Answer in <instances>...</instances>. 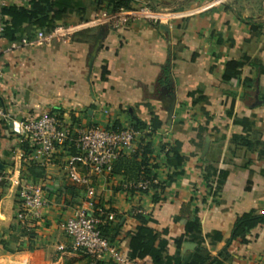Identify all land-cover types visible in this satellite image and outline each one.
<instances>
[{
  "label": "crops",
  "instance_id": "obj_1",
  "mask_svg": "<svg viewBox=\"0 0 264 264\" xmlns=\"http://www.w3.org/2000/svg\"><path fill=\"white\" fill-rule=\"evenodd\" d=\"M55 1L62 10L60 24L89 19L103 6L98 0ZM120 1L130 7L176 3L198 11L171 26L81 30L65 43L53 39L36 45L34 37L23 43L24 33L30 34L26 24L12 38L0 35V106L11 117L52 115L72 127L101 129L128 128L133 119L157 125L154 132L146 128L136 136L134 160L100 175L79 162L70 166L68 148H58L40 165L33 149L24 151L31 141L1 125L0 243L17 248L7 251L0 244V264H85L87 256L72 250L61 227L72 209L85 205L90 214L98 212L118 226L111 244L124 255L122 238L136 231L139 215L173 254V240L183 231L177 220L188 211L199 220L202 246L212 255L226 253L223 264H264V225L252 229L245 244L227 243L236 217L264 212V0ZM243 54L251 60L242 69L253 80L250 88L222 79L224 61ZM101 66L107 74L93 82L91 73ZM145 147L147 159L138 167ZM174 147L182 157L178 168ZM207 167L212 186L223 175L215 198L206 195ZM33 168L41 173L34 176ZM144 168L161 187H148L140 173ZM25 172L41 186L46 206L40 220L22 225L16 219V193ZM194 247L184 240L180 257Z\"/></svg>",
  "mask_w": 264,
  "mask_h": 264
},
{
  "label": "built area",
  "instance_id": "obj_2",
  "mask_svg": "<svg viewBox=\"0 0 264 264\" xmlns=\"http://www.w3.org/2000/svg\"><path fill=\"white\" fill-rule=\"evenodd\" d=\"M223 2V0H214ZM198 11L197 8L185 10H169L140 3L131 8H119L115 12L98 11L91 18L76 24H57L49 31L36 33L32 40L36 45L48 43L55 39L67 42L75 33L94 27H106L117 30L126 25L137 23H167L184 18ZM1 30V27H0ZM26 43V39L21 40ZM2 70L0 69V78ZM16 136L27 137L33 145V157L40 165L51 161L53 153L72 143L76 153L69 159L70 166L81 163L88 172L100 175L109 172L112 163L122 155L133 151V143L138 132L132 128L110 131L98 127H72L52 115H41L28 119L11 117L0 106V126ZM1 179V177H0ZM146 186V183L143 184ZM18 208L16 219L22 225L38 221L43 215L46 200L40 185L21 179L16 193ZM88 205L72 209L61 223V227L70 238V246L87 257L86 264H141L119 252L98 230L99 219L88 212Z\"/></svg>",
  "mask_w": 264,
  "mask_h": 264
},
{
  "label": "trees",
  "instance_id": "obj_3",
  "mask_svg": "<svg viewBox=\"0 0 264 264\" xmlns=\"http://www.w3.org/2000/svg\"><path fill=\"white\" fill-rule=\"evenodd\" d=\"M100 7L99 11L115 12L119 8H131L129 4L125 1L120 0H98ZM150 5V4H149ZM152 6V5H151ZM62 10L59 8L58 3L55 0H3L0 5V35L3 37L12 38L14 36L15 30L18 26L26 24L25 29H29V35L24 33V38L29 39L35 37L36 33L39 31L47 32L54 25L60 24L58 21L61 19ZM201 48H197L194 51V55L200 53ZM247 64H251V60L246 55H241L238 59H228L223 63L222 79L228 81L234 79L238 86L242 88H250L253 84V80L243 73V67ZM107 74V69L105 66L100 68H94L91 73V80L96 82L98 80H103ZM243 123V120L239 121ZM155 120H152L150 124L146 125L143 122L133 119L131 125L128 128L140 133L141 131L149 128V131L154 132L156 128ZM124 129L122 127H114L112 129H107L110 131H119ZM24 151L27 153L31 147L23 146ZM63 148H68L70 154H75L76 149L72 143H66ZM172 155L176 160V168L182 163V157L179 155L178 147L172 148ZM149 152L148 147H145L142 152V161L137 164L141 165L147 159L146 154ZM136 152H131L128 155H122L116 159L111 166L109 172H113L115 169V164L123 162L125 160H134ZM135 163V162H134ZM135 165V164H134ZM144 165V164H142ZM131 166V165H130ZM135 167V166H132ZM32 174L39 175L41 173L40 169L33 168ZM150 169H141L140 173L143 175L144 180H148V187H158L162 186L161 183H154L151 176H149ZM211 170L208 167L205 169V174L203 176L206 186L209 188L206 195L208 197L215 198L217 192L223 181V175L218 176L215 181V186H212V176ZM139 172V169H138ZM28 173V172H27ZM26 172L23 174L22 179L27 182H31L29 175ZM180 171L177 172V174ZM147 182V183H148ZM32 183V182H31ZM196 199V197H195ZM205 200L202 199V201ZM98 212L93 211V216L99 219L97 225L98 230L109 243H112L115 236L119 235V230L117 225H113L107 216L96 215ZM102 218L104 219L102 221ZM101 220V221H100ZM139 225L136 231L129 232L122 238V247L126 250V256L130 259L143 261L147 258L150 259V264H223L226 258L225 252H219L216 255H212L205 247L202 246L201 236V226L198 218L195 215H191L190 212H181V216L177 220L182 226L183 231L179 233L173 240L175 245V250L173 254L168 255L166 253L167 241L160 238L159 235L154 232L150 227L147 226L148 219L142 215L138 216ZM264 225V212L256 213L253 210L247 211L236 217L233 223V229L231 236L227 243L233 240H238L240 243H247V236L250 231L258 226ZM22 228V227H21ZM220 235L215 233L214 239H218ZM184 240H191L195 242V247L191 253L187 254L185 257H180L179 248ZM3 249L7 251H13L16 246L12 245V242L6 241L0 243ZM89 257H87V262H89ZM85 263V264H86Z\"/></svg>",
  "mask_w": 264,
  "mask_h": 264
},
{
  "label": "rangeland",
  "instance_id": "obj_4",
  "mask_svg": "<svg viewBox=\"0 0 264 264\" xmlns=\"http://www.w3.org/2000/svg\"><path fill=\"white\" fill-rule=\"evenodd\" d=\"M148 4L155 6L157 8L169 9V10H185L186 9V8H183L184 6H177L176 3H171V5H174V6L169 5L167 2H162L160 5H154L151 3H148Z\"/></svg>",
  "mask_w": 264,
  "mask_h": 264
},
{
  "label": "water",
  "instance_id": "obj_5",
  "mask_svg": "<svg viewBox=\"0 0 264 264\" xmlns=\"http://www.w3.org/2000/svg\"><path fill=\"white\" fill-rule=\"evenodd\" d=\"M171 116V115H170Z\"/></svg>",
  "mask_w": 264,
  "mask_h": 264
}]
</instances>
